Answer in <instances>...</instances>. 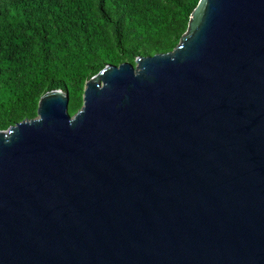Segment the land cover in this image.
<instances>
[{
	"label": "water",
	"instance_id": "water-1",
	"mask_svg": "<svg viewBox=\"0 0 264 264\" xmlns=\"http://www.w3.org/2000/svg\"><path fill=\"white\" fill-rule=\"evenodd\" d=\"M68 102L0 130V264H264V0H199Z\"/></svg>",
	"mask_w": 264,
	"mask_h": 264
},
{
	"label": "trees",
	"instance_id": "trees-1",
	"mask_svg": "<svg viewBox=\"0 0 264 264\" xmlns=\"http://www.w3.org/2000/svg\"><path fill=\"white\" fill-rule=\"evenodd\" d=\"M199 0H0V130L36 115L48 92L82 105L105 65L170 52Z\"/></svg>",
	"mask_w": 264,
	"mask_h": 264
},
{
	"label": "rangeland",
	"instance_id": "rangeland-1",
	"mask_svg": "<svg viewBox=\"0 0 264 264\" xmlns=\"http://www.w3.org/2000/svg\"><path fill=\"white\" fill-rule=\"evenodd\" d=\"M72 115V114H71Z\"/></svg>",
	"mask_w": 264,
	"mask_h": 264
}]
</instances>
